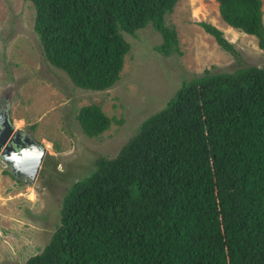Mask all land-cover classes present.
Returning a JSON list of instances; mask_svg holds the SVG:
<instances>
[{
  "label": "trees",
  "instance_id": "16d2710c",
  "mask_svg": "<svg viewBox=\"0 0 264 264\" xmlns=\"http://www.w3.org/2000/svg\"><path fill=\"white\" fill-rule=\"evenodd\" d=\"M46 60L77 87L102 91L120 78L133 34L151 23L163 54L178 51L164 22L177 0H29ZM220 18L264 50L262 0H215ZM233 56L213 24L198 23ZM88 137L112 118L78 108ZM42 250L4 264H264V67L183 82L113 157H98L63 196Z\"/></svg>",
  "mask_w": 264,
  "mask_h": 264
},
{
  "label": "rangeland",
  "instance_id": "374dc122",
  "mask_svg": "<svg viewBox=\"0 0 264 264\" xmlns=\"http://www.w3.org/2000/svg\"><path fill=\"white\" fill-rule=\"evenodd\" d=\"M262 10L264 23V0ZM201 21L222 30L238 55L223 50ZM164 22L174 28L180 53L157 49L163 37L151 23L133 34L123 32L130 48L119 80L93 91L75 86L46 60L29 0H0V109H7L14 131L45 148L32 181L15 174L0 155V264L23 263L40 252L59 223L62 199L73 180L86 175L98 157L115 156L183 82L205 69L264 67L256 37L226 24L215 0H177ZM90 103L112 118L98 137H88L76 119L78 108Z\"/></svg>",
  "mask_w": 264,
  "mask_h": 264
},
{
  "label": "water",
  "instance_id": "95a60500",
  "mask_svg": "<svg viewBox=\"0 0 264 264\" xmlns=\"http://www.w3.org/2000/svg\"><path fill=\"white\" fill-rule=\"evenodd\" d=\"M44 154L43 146L14 131L7 109H4L0 113V155L12 166L14 173L34 180Z\"/></svg>",
  "mask_w": 264,
  "mask_h": 264
},
{
  "label": "flooded vegetation",
  "instance_id": "af4514ba",
  "mask_svg": "<svg viewBox=\"0 0 264 264\" xmlns=\"http://www.w3.org/2000/svg\"><path fill=\"white\" fill-rule=\"evenodd\" d=\"M5 107H6V106H5ZM4 109H6V108H1V109H0V113L3 112Z\"/></svg>",
  "mask_w": 264,
  "mask_h": 264
},
{
  "label": "bare ground",
  "instance_id": "6f19581e",
  "mask_svg": "<svg viewBox=\"0 0 264 264\" xmlns=\"http://www.w3.org/2000/svg\"><path fill=\"white\" fill-rule=\"evenodd\" d=\"M9 155H10V154H9ZM10 156H11V155H10ZM10 156H9V157H10Z\"/></svg>",
  "mask_w": 264,
  "mask_h": 264
}]
</instances>
